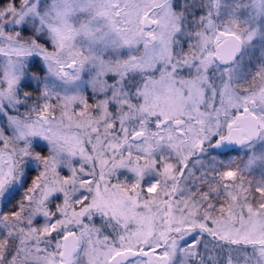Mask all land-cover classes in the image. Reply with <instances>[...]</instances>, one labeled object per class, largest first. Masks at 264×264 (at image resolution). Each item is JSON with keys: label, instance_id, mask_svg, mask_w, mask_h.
<instances>
[{"label": "snow or ice", "instance_id": "1", "mask_svg": "<svg viewBox=\"0 0 264 264\" xmlns=\"http://www.w3.org/2000/svg\"><path fill=\"white\" fill-rule=\"evenodd\" d=\"M0 264H264V0H0Z\"/></svg>", "mask_w": 264, "mask_h": 264}]
</instances>
